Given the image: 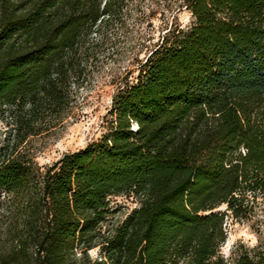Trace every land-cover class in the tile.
Here are the masks:
<instances>
[{
	"label": "trees",
	"instance_id": "trees-1",
	"mask_svg": "<svg viewBox=\"0 0 264 264\" xmlns=\"http://www.w3.org/2000/svg\"><path fill=\"white\" fill-rule=\"evenodd\" d=\"M126 5L0 0V264H264L220 253L264 202V0H185L192 24L119 87L101 137L34 160ZM119 197L137 203L123 218Z\"/></svg>",
	"mask_w": 264,
	"mask_h": 264
},
{
	"label": "rangeland",
	"instance_id": "rangeland-1",
	"mask_svg": "<svg viewBox=\"0 0 264 264\" xmlns=\"http://www.w3.org/2000/svg\"><path fill=\"white\" fill-rule=\"evenodd\" d=\"M192 22L185 0H127L122 18L109 26L90 62L91 75L78 90L76 106L64 126L29 139L36 163L40 167L51 165L64 154L98 140L119 87L137 76L140 64L161 45L167 32ZM11 127L9 120L0 116V150L8 144ZM113 202L120 207V218L137 206L127 197L114 198ZM225 226L228 239L220 253L226 260L233 261L246 250L264 248V202L247 219L230 218Z\"/></svg>",
	"mask_w": 264,
	"mask_h": 264
}]
</instances>
